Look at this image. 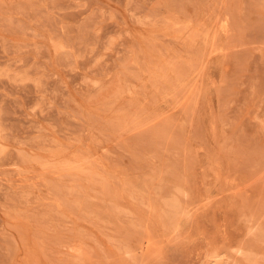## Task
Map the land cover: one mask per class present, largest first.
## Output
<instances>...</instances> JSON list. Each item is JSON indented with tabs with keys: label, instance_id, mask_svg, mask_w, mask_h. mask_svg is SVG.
<instances>
[{
	"label": "rangeland",
	"instance_id": "1",
	"mask_svg": "<svg viewBox=\"0 0 264 264\" xmlns=\"http://www.w3.org/2000/svg\"><path fill=\"white\" fill-rule=\"evenodd\" d=\"M212 263L264 264V0H0V264Z\"/></svg>",
	"mask_w": 264,
	"mask_h": 264
},
{
	"label": "bare ground",
	"instance_id": "2",
	"mask_svg": "<svg viewBox=\"0 0 264 264\" xmlns=\"http://www.w3.org/2000/svg\"><path fill=\"white\" fill-rule=\"evenodd\" d=\"M247 233V232H246ZM178 238V237H177ZM209 252V251H208ZM220 254V253H219ZM207 256V255H206ZM222 256V255H221ZM207 259H208V257H207ZM205 260V259H204ZM203 260V261H204ZM218 260V259H217ZM212 261V260H211ZM213 262H215V261H213ZM220 262H221V260H220ZM200 263V262H199ZM218 263V262H217ZM229 263V262H228ZM231 263V262H230ZM212 264H214V263H212Z\"/></svg>",
	"mask_w": 264,
	"mask_h": 264
}]
</instances>
